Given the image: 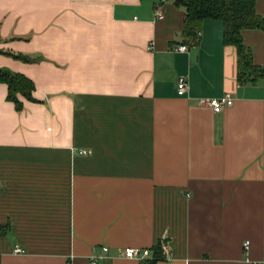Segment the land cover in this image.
Masks as SVG:
<instances>
[{"label":"crops","instance_id":"0c3cea01","mask_svg":"<svg viewBox=\"0 0 264 264\" xmlns=\"http://www.w3.org/2000/svg\"><path fill=\"white\" fill-rule=\"evenodd\" d=\"M184 22L174 0H0V68L36 99L0 82V264H139L123 249L164 238L156 264H264V77L240 80L220 19ZM241 37L264 68V31Z\"/></svg>","mask_w":264,"mask_h":264},{"label":"trees","instance_id":"16d2710c","mask_svg":"<svg viewBox=\"0 0 264 264\" xmlns=\"http://www.w3.org/2000/svg\"><path fill=\"white\" fill-rule=\"evenodd\" d=\"M177 6L185 10L183 33L192 40L196 39L204 19H220L223 25L225 44L236 48L241 81L255 80L264 77V68L253 64L250 49L242 41L241 31L244 29H260L264 31V17L255 10V0H174ZM22 61H29L22 54L10 53ZM0 82L7 86V99L16 110L23 108V100L36 101L33 96V81L21 73L0 68ZM8 226L0 225V234H6ZM150 257L140 259L139 264H156L168 255V240L160 239L152 247ZM97 264V263H96Z\"/></svg>","mask_w":264,"mask_h":264},{"label":"built area","instance_id":"2783aa9c","mask_svg":"<svg viewBox=\"0 0 264 264\" xmlns=\"http://www.w3.org/2000/svg\"><path fill=\"white\" fill-rule=\"evenodd\" d=\"M157 16L160 17L161 14L158 12ZM177 49L178 50H186L187 47L185 45H179L177 47ZM177 88H178L179 92H184L186 90L187 81H186L185 76H180L178 78ZM201 102L204 105H207L210 108H212L213 111L219 112V111L222 110V108L224 106L231 105L233 100H232L231 96L228 93H226L224 96L219 97V98H203L201 100ZM81 153L82 154H86L87 150L82 149ZM103 250H106V247H103ZM15 251L16 252H20L21 250L20 249H16ZM123 254L127 258H140V259H143V258H146V257H150L151 252H150L149 249H146V248L139 249V248H135V247H126V248L123 249ZM96 263H97V261H96L95 257L92 258L91 264H96Z\"/></svg>","mask_w":264,"mask_h":264}]
</instances>
